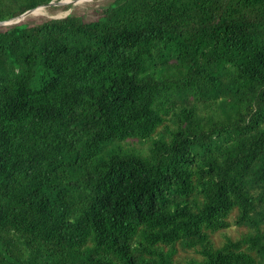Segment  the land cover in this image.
<instances>
[{"label":"trees","instance_id":"16d2710c","mask_svg":"<svg viewBox=\"0 0 264 264\" xmlns=\"http://www.w3.org/2000/svg\"><path fill=\"white\" fill-rule=\"evenodd\" d=\"M0 264H264V0L0 25Z\"/></svg>","mask_w":264,"mask_h":264},{"label":"rangeland","instance_id":"374dc122","mask_svg":"<svg viewBox=\"0 0 264 264\" xmlns=\"http://www.w3.org/2000/svg\"><path fill=\"white\" fill-rule=\"evenodd\" d=\"M66 1H68L67 4L72 3L70 9H66L65 7H63L64 5L45 7L43 16H37L31 13L30 15L26 16L25 19H33L35 21H39L42 18H46V17L64 18L70 12L75 11L78 15H83L86 21L90 22L97 19L98 14L102 9V7L106 6L108 2H110L111 0H66ZM247 230H248L247 227L239 228L234 226L228 230H225L217 234L215 237L217 240L221 238L224 239V237H231L234 239H238L242 234L246 233Z\"/></svg>","mask_w":264,"mask_h":264},{"label":"water","instance_id":"95a60500","mask_svg":"<svg viewBox=\"0 0 264 264\" xmlns=\"http://www.w3.org/2000/svg\"><path fill=\"white\" fill-rule=\"evenodd\" d=\"M68 1L66 0H61V1H52L50 2L48 5H45V6H42V7H39L35 10H30L28 12H26L25 14H23L20 18H18L17 20H14V21H8V22H0V25H10V24H14V23H17L23 19L26 18V16L30 15L31 13H33L34 11L40 9V8H45V7H54V6H61V5H65L67 4Z\"/></svg>","mask_w":264,"mask_h":264},{"label":"bare ground","instance_id":"6f19581e","mask_svg":"<svg viewBox=\"0 0 264 264\" xmlns=\"http://www.w3.org/2000/svg\"><path fill=\"white\" fill-rule=\"evenodd\" d=\"M44 11H45V8H40V9L34 11L32 14L33 15H37V16H43L44 15ZM65 14H67V13H65ZM58 16H60V15H58Z\"/></svg>","mask_w":264,"mask_h":264}]
</instances>
